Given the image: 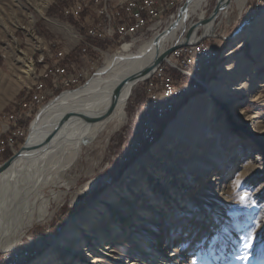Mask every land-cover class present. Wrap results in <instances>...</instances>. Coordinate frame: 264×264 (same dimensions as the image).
I'll return each mask as SVG.
<instances>
[{
    "label": "bare ground",
    "instance_id": "obj_1",
    "mask_svg": "<svg viewBox=\"0 0 264 264\" xmlns=\"http://www.w3.org/2000/svg\"><path fill=\"white\" fill-rule=\"evenodd\" d=\"M209 1L190 0L182 16L171 18L162 33L142 44L136 52H131L130 44H126L120 49L123 53H105L101 66L84 85L63 92L50 100L41 111L39 109L38 116L28 128L27 134H31L28 149L0 172V252L12 250L33 224L40 223L47 217L49 201L58 199V194L54 192H51L50 197L45 196L47 176L51 175L59 182L73 158H77L83 147L89 145L82 143L84 137L96 140L110 126L116 129L124 123L125 107L133 87L147 80L155 68L126 85L118 99L113 102L116 88L129 76L150 66L156 58L181 40L189 26L194 24L192 19H202L203 9ZM51 2H36V12L40 17ZM231 2L238 13H241L247 0H232L230 5ZM86 4L87 0H68L63 14L72 18L74 8H83ZM107 4L108 0H94L90 2V6L81 10V14L86 16L83 21H88L84 34L92 35V42L100 41V34L93 33ZM48 21L59 29L69 31L66 25L60 26ZM175 22L176 25L172 28ZM32 28L29 36L33 33ZM213 30V24L204 27L206 35L212 34ZM69 34L71 35V31ZM253 38L257 42L264 41V16L245 30L238 45ZM154 40L157 41L156 44ZM88 51L89 43H81V52ZM45 53L38 59L42 67L37 78L34 77L35 67L30 54L20 51L17 46L11 53L13 61L21 65L13 75L10 95L13 96L20 89L28 87V82L34 80L33 78L36 80L31 87L32 91L28 93L29 102L21 104L25 111L30 107V113L40 105L33 103L44 89L39 78H46L56 66V59L51 65L43 62ZM225 54L227 61L220 67V79L211 82L204 95L190 99L179 111L176 119L168 125L163 137L127 170L124 180L128 184L122 185V180L90 203L83 212L68 222L51 246L29 264H175L172 258H177L178 252L175 251V255L170 253L169 257L156 252L151 244L152 238L149 237L156 233L151 229L159 226L164 229L171 227L176 222V213H187L190 216L194 213V216H200L202 213L195 212L192 207L196 204L186 198L184 189H190L196 179L205 176L210 170H215L211 183L218 185L241 157L240 149L230 141L231 138L226 139L224 136L227 134L226 127L221 126V129L216 118L209 117L216 101L221 100L220 106L232 103L225 98L224 92L238 90L231 84L235 78H231L229 73L240 70V66L236 65L238 62L231 56L230 50ZM213 61L212 56L209 69ZM253 79L255 74L246 78L243 85L254 82ZM226 81L229 83L224 87L222 82ZM198 87L195 86L192 91L181 90V95L170 103L169 108L163 109L162 118L174 110L178 100L185 99ZM259 87H264V84ZM240 107L242 105L239 103L231 110L235 112ZM108 108L110 111L104 116ZM71 112L81 113L85 117H72L51 140H46L47 135ZM13 116L9 114L5 120L12 121ZM95 117L99 118L93 120ZM248 121L255 125L256 141L264 145V119L258 120L251 116ZM241 124L245 129L247 122L243 121ZM186 129L190 133L188 139L183 135ZM249 131L248 134L252 135V131ZM149 136L150 134H146L143 140ZM179 140H183L182 143L179 144ZM239 165L234 177L236 185L247 178L248 164L243 162ZM170 175L174 176L173 181ZM207 192L208 190H200L198 196L206 195ZM198 202V207L204 208L209 214L208 217L213 219L210 210L204 207V200L201 198ZM161 217L166 218L163 225L159 219ZM258 237L259 240L264 238V227ZM19 262L18 264L24 263L25 259Z\"/></svg>",
    "mask_w": 264,
    "mask_h": 264
},
{
    "label": "rangeland",
    "instance_id": "obj_2",
    "mask_svg": "<svg viewBox=\"0 0 264 264\" xmlns=\"http://www.w3.org/2000/svg\"><path fill=\"white\" fill-rule=\"evenodd\" d=\"M38 1L0 0V136L4 128H14V125L21 121L22 137H27L32 119L23 122L26 111L21 108V104L29 102L28 93L32 91L31 87L42 67L38 63L39 56L49 50L45 53L43 62L49 65L55 62V59H50V46H56L59 42L56 49L64 48L68 51L72 59L86 73L77 86L65 90H75L84 85L101 66L105 53H123L120 51V45L111 46L100 43L104 54L97 56L99 60L96 61L93 54L92 57L93 59L95 57L96 61L94 63L86 59L80 60L78 46L71 40L69 34L74 23L70 16L63 14L64 5L68 0L67 2L51 0L42 17L36 12L35 4ZM216 1L208 2L203 9L204 17L210 14ZM53 9L57 11V14L50 16L48 13ZM177 11L178 8H175L170 15L176 16ZM81 15L83 18H80V25L87 24L88 21H83L85 14ZM262 16H264V0H260L259 4L257 0H247L241 13H238L231 2L225 14H221L216 20L212 37L208 38L217 49L212 66L201 76L204 84L185 99L178 100L170 114L156 121L153 125L154 132L145 140L140 139V128L144 119L143 105L147 98V82L143 81L135 85L126 103L124 123L116 129L110 126L94 142L83 147L81 154L73 158L70 167L64 172L59 182H56L51 175L47 176L45 196L50 197L51 192H54L58 194V199L49 201V207L47 206L46 209L47 217L40 223L33 224L12 250L0 252V263L4 262V254L10 256L14 250L23 249L27 250L29 255L24 257L25 262L21 264H26L30 256L27 263L29 264L45 252L54 239L62 233L68 222L83 212L90 203L97 200L114 184L122 180L124 181L122 185L128 184V181L124 180L127 170L163 137L168 125L176 119L179 111L190 99L204 95L209 84L220 79V67L226 63L225 53L230 50L231 56L238 62L236 65L240 66V70L229 73L231 78H235L231 84L238 90L224 92L225 98L232 103L220 106L221 100L216 101L209 117L216 118L221 129V126L226 127L227 134L224 136L226 139L231 138L230 141L240 149L241 157L238 163L231 166L228 174L223 176V181H220L218 185L211 183L215 170H210L205 176L196 179L190 189H184L186 198L196 204L192 208L195 212L202 213L200 216H194V213L191 216L187 213L180 215L176 213L175 224L167 229L160 226L157 229H151L155 230L156 235L149 237L152 238L151 244L156 252L164 257H169L172 252L173 255L176 254L175 251L178 252V257L172 258L175 264H264V238L259 240L258 237L264 227V195H259L264 193V145L256 141L255 125L248 121L251 116L257 117L258 120L264 119V87H259L260 84H264V41L257 42L253 38L238 45L245 30ZM171 18L164 17L161 26L144 32L134 42L128 41L130 51L136 52L142 44L162 33ZM48 20L56 25H66L69 31L59 29ZM196 20L198 21L196 18L192 19V23L197 22ZM31 28L33 33L29 36ZM85 29L86 26H84V33ZM15 46L20 51L30 54L35 67V78L28 82V87L20 89L11 96L13 75L21 65L11 58ZM252 74H255L254 82L244 86V80ZM44 82L47 81H42ZM222 83L226 87V83L229 82ZM62 91L60 89L50 94L43 105L61 95ZM4 98H6L5 101ZM239 103L242 105L239 110L235 112L231 110ZM39 109L40 105L33 109L31 114H38ZM9 114L14 115L12 121L5 120ZM243 121L247 122L245 129L241 124ZM249 130L252 131V135L248 134ZM183 135L188 139L189 129L184 130ZM4 138H0V150L2 146L9 143V137ZM136 140L140 143L137 146V153L131 149V145ZM24 141L21 142L20 147ZM181 141L183 140H179L178 143H182ZM15 153L3 155L0 165ZM243 162L248 164L247 178L236 185L234 177L239 169V163ZM173 177L170 175L172 181ZM200 190H208V192L200 197L198 196ZM201 198L204 200V207L213 215V219L208 217L209 214L204 208L198 207V200ZM159 219L162 225L165 224V217Z\"/></svg>",
    "mask_w": 264,
    "mask_h": 264
},
{
    "label": "built area",
    "instance_id": "obj_3",
    "mask_svg": "<svg viewBox=\"0 0 264 264\" xmlns=\"http://www.w3.org/2000/svg\"><path fill=\"white\" fill-rule=\"evenodd\" d=\"M91 1L94 0H87L83 8L90 6ZM185 2L186 0H108L107 7L103 10V17L98 19V26L93 33L100 34L99 42H92V35L84 34L85 25H80L83 8H74L71 40L78 46L79 59H86L90 63L99 60L97 56L104 54L100 43L122 47L128 44V41L134 42L144 32L161 26L164 17H173L174 15H170L173 10L175 8L179 10ZM259 3L260 0H257V4ZM81 43H89L88 52H81ZM56 46H50V59H56L55 69L46 78H39L41 81H50L52 87L42 89L38 99L33 101V103H40V111L50 94L60 89L63 90L61 94L69 91L65 89L77 86L86 75L68 51L64 48L56 49ZM216 49L211 44V40L206 38L201 42L176 49L155 67L150 77L145 80L147 98L143 105L141 140L146 134H152L153 125L157 120L162 119L163 109L169 108L170 103L181 95V90L192 91L195 86L204 84L201 76L209 69L211 57L216 53ZM92 54L96 57V61ZM37 116L38 114H31L28 107L23 122L32 119L30 122L32 126ZM2 137H9V144L1 147L0 162L3 155L15 153L21 142L26 139L22 137L21 124L14 125V128H4L0 138ZM137 144H140L138 140L131 145L135 153H137ZM28 255L27 250L16 249L11 256L4 254V262L0 264H16V262L18 264Z\"/></svg>",
    "mask_w": 264,
    "mask_h": 264
},
{
    "label": "water",
    "instance_id": "obj_4",
    "mask_svg": "<svg viewBox=\"0 0 264 264\" xmlns=\"http://www.w3.org/2000/svg\"><path fill=\"white\" fill-rule=\"evenodd\" d=\"M190 0H186V2L179 8L177 12V18L182 16V14L187 10V6L189 4ZM230 0H217L214 8L210 12V14L207 17L202 16V19H198L197 22L194 24H191L187 31L184 33V36L181 40H179L175 45L171 46L169 49H167L161 56L156 58L153 63L145 68L144 70L133 74L123 80V82L116 88L114 93L113 102H115L118 99V96L120 92L123 90V88L128 85L129 83H132L133 81L143 77L144 75L148 74L153 68H155L157 65L163 62L164 59H166L173 51H175L178 48L192 45L198 42H201L205 40L206 38L212 37V34H205L204 33V27L213 24L215 25L216 20L221 14H225V12L229 9ZM219 23V22H218ZM176 22L171 26L172 28L175 27ZM218 25V24H217ZM214 28V26H213ZM154 43L156 44L157 41L154 40ZM110 111V108L103 114L104 116L107 115ZM72 117L77 118H84L85 116L81 113H68L58 124L57 128L47 135L45 138L46 140H51L56 132L64 126V123L68 122ZM103 117V116H102ZM99 117L92 118L93 120L98 119ZM31 134L28 133L23 145L19 148V150L13 154L8 160H6L3 164L0 165V172L3 171L6 167H8L17 157H19L24 151H26L29 147ZM94 142L92 138L84 137L82 139V143L86 146L90 143Z\"/></svg>",
    "mask_w": 264,
    "mask_h": 264
},
{
    "label": "crops",
    "instance_id": "obj_5",
    "mask_svg": "<svg viewBox=\"0 0 264 264\" xmlns=\"http://www.w3.org/2000/svg\"><path fill=\"white\" fill-rule=\"evenodd\" d=\"M43 85H44V89H47V88H51V87H52V83H51L50 81L44 82ZM20 122H21V121H20ZM20 122H19V124H20ZM5 138H6V137H5ZM5 138H4V139H5Z\"/></svg>",
    "mask_w": 264,
    "mask_h": 264
},
{
    "label": "trees",
    "instance_id": "obj_6",
    "mask_svg": "<svg viewBox=\"0 0 264 264\" xmlns=\"http://www.w3.org/2000/svg\"><path fill=\"white\" fill-rule=\"evenodd\" d=\"M48 14H49L50 16H52V15L57 14V11L53 9V10H52L51 12H49ZM29 257H30V256H29ZM29 257H28L27 260H26V264L28 263V259H30Z\"/></svg>",
    "mask_w": 264,
    "mask_h": 264
},
{
    "label": "snow or ice",
    "instance_id": "obj_7",
    "mask_svg": "<svg viewBox=\"0 0 264 264\" xmlns=\"http://www.w3.org/2000/svg\"><path fill=\"white\" fill-rule=\"evenodd\" d=\"M245 246H247V244Z\"/></svg>",
    "mask_w": 264,
    "mask_h": 264
}]
</instances>
